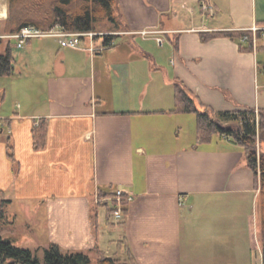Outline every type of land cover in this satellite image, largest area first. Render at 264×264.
Wrapping results in <instances>:
<instances>
[{
  "label": "crops",
  "instance_id": "1",
  "mask_svg": "<svg viewBox=\"0 0 264 264\" xmlns=\"http://www.w3.org/2000/svg\"><path fill=\"white\" fill-rule=\"evenodd\" d=\"M115 9L118 26L100 22L81 47L51 36L13 44L14 70L0 77V197L12 227L31 232L33 250L57 243L96 255L98 246L124 257L108 236L116 221L95 210L101 189H122L131 198L118 226L137 264H200L199 241L212 244L203 264H240L253 238L263 263L261 173L233 139L200 142L197 122L185 132V114L196 113L176 109L175 82L201 110L263 108L264 40L204 41L201 31L264 25V0H116ZM8 12L0 0V26ZM40 122L46 140L35 147ZM15 202L26 206L18 213Z\"/></svg>",
  "mask_w": 264,
  "mask_h": 264
},
{
  "label": "trees",
  "instance_id": "2",
  "mask_svg": "<svg viewBox=\"0 0 264 264\" xmlns=\"http://www.w3.org/2000/svg\"><path fill=\"white\" fill-rule=\"evenodd\" d=\"M116 0H9V12L5 21V33H16L26 26L41 29L61 27L68 31H97L102 21H109L118 26L115 9ZM243 31H201L202 40L206 41L217 35L240 37ZM109 36V34H107ZM109 40V41H108ZM105 44H112L108 38ZM0 76L11 75L14 70L13 41L0 39ZM244 49V48H243ZM176 109L197 114V133L200 142H207L216 135L227 136L244 146L249 166L258 174L261 173V210L264 231V152H258V139L264 141V107L216 111L205 106L199 109L196 99L179 81L175 82ZM35 147H41L46 140V124L40 122L33 129ZM5 202L4 200H2ZM128 199H123V218L125 223L128 213ZM117 205L116 189L100 190L95 210L105 207L107 220L111 221ZM95 212V216H97ZM6 215L0 211V264H94L91 254L83 250H64L57 243L44 247V258L39 257V249H31L16 244L5 236ZM118 247H124V257L108 254L96 247L97 264H137L124 236L117 240ZM264 264V245H263Z\"/></svg>",
  "mask_w": 264,
  "mask_h": 264
},
{
  "label": "built area",
  "instance_id": "3",
  "mask_svg": "<svg viewBox=\"0 0 264 264\" xmlns=\"http://www.w3.org/2000/svg\"><path fill=\"white\" fill-rule=\"evenodd\" d=\"M202 8L204 11H208L211 13L213 11L212 7L206 3L205 1L202 2ZM239 31L245 32L243 35L240 36L241 43H250L253 46H256L257 42L260 40H264V25H253L249 28L240 29ZM163 30L159 29H142L137 31L143 36H149L152 34H160L163 33ZM98 32L96 31H87V32H75V31H68L61 27H54L52 29H41L36 26L30 25L22 28L20 31L16 33H5L0 32V39H8V40H15L19 46H22L27 40L36 37H56L59 39L61 45L63 46H70V47H81L83 37L88 36L91 39L97 35ZM107 34V33H105ZM158 41L160 43L163 42V37L158 36ZM110 44H104L102 47L94 46L93 42L90 45L89 49L94 51L98 48H106L109 47ZM3 124L2 118L0 117V126ZM130 196L126 195L122 189H116V199L117 205L114 209V216L119 221L123 218V199L130 200Z\"/></svg>",
  "mask_w": 264,
  "mask_h": 264
},
{
  "label": "rangeland",
  "instance_id": "4",
  "mask_svg": "<svg viewBox=\"0 0 264 264\" xmlns=\"http://www.w3.org/2000/svg\"><path fill=\"white\" fill-rule=\"evenodd\" d=\"M197 16L199 18H202L201 14L199 12L197 13ZM4 28H5V24H3V26H0V31L1 30H4ZM15 42L16 41L13 40V44L14 45H15ZM14 51H15L16 54L19 53V49H17L16 47L14 48ZM0 77H4V76H0ZM0 82H1V80H0ZM185 115H187V116H184V117H186V121H185L186 122V127H184L185 132H186L189 129L188 126L190 125V122L192 124H194L195 122H197V119H196V114H193L192 113V114H185ZM189 118L192 119V121H190ZM216 138H217V135L214 136L213 139H216ZM260 143H261V145L263 147V150H264V141L262 143V141H260V139H258L256 147L258 149V152L259 153H262V149L260 148V145H259ZM15 205L16 206L18 205L17 207H14V209H16L18 213L21 211L22 208H25V206H26L25 205V202H21V203H16L15 202ZM1 210H4V212H5V215H6V218H5L6 224H5V226H7V228H8V230L5 232V234H6L5 236H7V237L13 236V235H11V233L15 231V234H16L15 235V238H16L15 240L16 241H14V242L16 244L19 243L18 245H20L22 247H27V248H31L32 249L34 243H33V241H29V234L31 232L29 230H27V232H26L24 230V228H17V226H14L15 228L12 227L13 221L10 218L12 216V212H11L12 209L10 208V205L7 206L2 201V199L0 197V211ZM98 210H99V213H100V217H102L103 219H106L105 218V216H107L106 208L105 207H100ZM111 221H116V224L117 225H116L115 228L111 229L110 232H108V236L110 237V239L117 240V239L121 238L122 233H123V229L121 228V226H118L119 225L118 223L120 221L118 219H116L114 215L111 218ZM18 225H20V224H18ZM258 229H259V231H261V227H259ZM32 237L34 238V236H32ZM259 238H258V240H259ZM256 243H257L256 239L253 238V240L251 241V244L254 246V248L252 250V259H251V261L245 260V262H244V260L243 261L241 260L240 261V264H263L262 263L261 250L259 248L260 247V244L258 243L256 245ZM211 245H212L211 243H205L203 241H199V243L197 244V247L199 248V250H196L195 252L193 251V254H194L195 257L198 258V260L200 261V264H203L204 262L205 263H208V262H211L212 263V260L211 259H212L213 256L211 255ZM109 246H110V248H112L111 249L112 250L111 251L112 253L114 252V250L117 249L116 246H115V244H113V245H110L109 244ZM106 248H107V246H106ZM122 248L124 249V247H122ZM190 253H191V251L190 250L187 251V249H186V251H185V257H186V259L190 257ZM248 253H249V251H248ZM116 256H120V255L118 254ZM39 257L41 259L44 258V248L43 247L39 249ZM91 258L93 259V263L94 264H97V257H96V255L93 254V253H91ZM217 260H218V258H217ZM248 261L251 262V263H247Z\"/></svg>",
  "mask_w": 264,
  "mask_h": 264
}]
</instances>
